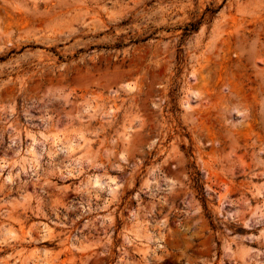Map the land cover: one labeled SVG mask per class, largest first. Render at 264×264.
Listing matches in <instances>:
<instances>
[{
    "label": "rangeland",
    "instance_id": "obj_1",
    "mask_svg": "<svg viewBox=\"0 0 264 264\" xmlns=\"http://www.w3.org/2000/svg\"><path fill=\"white\" fill-rule=\"evenodd\" d=\"M0 264H264V0H0Z\"/></svg>",
    "mask_w": 264,
    "mask_h": 264
},
{
    "label": "trees",
    "instance_id": "obj_2",
    "mask_svg": "<svg viewBox=\"0 0 264 264\" xmlns=\"http://www.w3.org/2000/svg\"><path fill=\"white\" fill-rule=\"evenodd\" d=\"M197 27L195 25H191L189 29H185L186 32L195 31Z\"/></svg>",
    "mask_w": 264,
    "mask_h": 264
},
{
    "label": "bare ground",
    "instance_id": "obj_3",
    "mask_svg": "<svg viewBox=\"0 0 264 264\" xmlns=\"http://www.w3.org/2000/svg\"><path fill=\"white\" fill-rule=\"evenodd\" d=\"M127 87L129 88V86L127 85Z\"/></svg>",
    "mask_w": 264,
    "mask_h": 264
}]
</instances>
